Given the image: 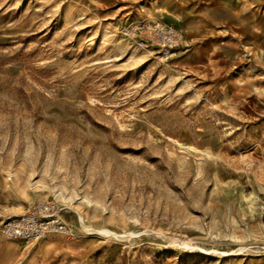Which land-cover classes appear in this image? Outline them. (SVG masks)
Returning <instances> with one entry per match:
<instances>
[{
  "label": "rangeland",
  "instance_id": "1",
  "mask_svg": "<svg viewBox=\"0 0 264 264\" xmlns=\"http://www.w3.org/2000/svg\"><path fill=\"white\" fill-rule=\"evenodd\" d=\"M181 2L0 0V225L48 201L73 233H0V264H264V0L204 31Z\"/></svg>",
  "mask_w": 264,
  "mask_h": 264
},
{
  "label": "built area",
  "instance_id": "2",
  "mask_svg": "<svg viewBox=\"0 0 264 264\" xmlns=\"http://www.w3.org/2000/svg\"><path fill=\"white\" fill-rule=\"evenodd\" d=\"M123 35L136 45L166 60L182 41L180 29L157 20L132 22L123 30ZM0 233L10 241L36 243L48 235H60L72 238L73 233L61 218L59 208L48 201H39L28 207L21 215L9 217L0 225Z\"/></svg>",
  "mask_w": 264,
  "mask_h": 264
},
{
  "label": "crops",
  "instance_id": "3",
  "mask_svg": "<svg viewBox=\"0 0 264 264\" xmlns=\"http://www.w3.org/2000/svg\"><path fill=\"white\" fill-rule=\"evenodd\" d=\"M254 3L255 0H215L212 7L198 8L193 0H183V2L176 4L174 11L178 21L179 13L183 15L185 21L190 23L191 31L194 29L204 31L206 28L227 26L240 30L244 20L253 18L250 9ZM229 18L233 19L232 23L227 20ZM171 25L180 29L177 25L172 23ZM199 33L196 31L193 34L199 35Z\"/></svg>",
  "mask_w": 264,
  "mask_h": 264
}]
</instances>
